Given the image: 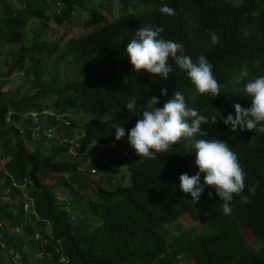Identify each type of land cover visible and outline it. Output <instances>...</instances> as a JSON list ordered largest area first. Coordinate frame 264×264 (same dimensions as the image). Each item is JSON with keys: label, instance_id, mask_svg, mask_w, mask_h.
Listing matches in <instances>:
<instances>
[{"label": "trees", "instance_id": "16d2710c", "mask_svg": "<svg viewBox=\"0 0 264 264\" xmlns=\"http://www.w3.org/2000/svg\"><path fill=\"white\" fill-rule=\"evenodd\" d=\"M116 1L0 0V56L6 55L0 66V264H177L185 252L195 264H264V134L233 131L222 121L204 126L208 138L229 144L246 173L241 195L248 202L234 194L227 216L212 186L196 204L181 191V173L198 170L183 139L155 158L129 147L128 184L111 159L125 150L105 152L127 140H115L111 121L126 133L136 123L124 107L133 96L138 105L159 96L162 107L176 89L205 115L216 107L235 116V104L248 107L243 82L234 78L242 69L249 78L264 75V0H118L121 13L112 17ZM162 4L174 14H160ZM50 23L92 30L53 40ZM142 26H162L161 36L182 43L186 54L204 55L222 93L196 92L179 69L168 79L133 71L124 48ZM16 73L32 94L21 85L4 90ZM104 117L111 121L102 123ZM78 146L86 150L72 159ZM98 158L108 180L90 177L100 171ZM248 186L255 189L250 195ZM186 213L216 233L179 235L169 244L161 229ZM242 225L262 242L260 252L250 248Z\"/></svg>", "mask_w": 264, "mask_h": 264}, {"label": "clouds", "instance_id": "9594fccd", "mask_svg": "<svg viewBox=\"0 0 264 264\" xmlns=\"http://www.w3.org/2000/svg\"><path fill=\"white\" fill-rule=\"evenodd\" d=\"M157 10L162 15L174 14V9L167 4H162ZM163 31L162 26H142L135 30L134 38L124 48L133 71L140 73L144 70L150 77L168 79L175 69H179L195 86L196 92L214 98L219 96L223 85L215 78L209 60L204 55L193 58L186 54L184 45L162 37ZM209 36L215 45L218 42L216 33L210 32ZM234 79L237 84L243 82L242 91L250 99V105L246 108H242L239 103L234 105L235 116L230 112L222 114L216 107L210 111L206 109L209 114L205 115L189 107L182 91L175 89L162 107H157L160 97L155 95H150L145 103L139 105L137 97L128 99L124 107L138 119L127 133L121 124L107 117L100 120L102 123L111 121V127L115 128V140L127 136L135 153L145 158L166 153L170 146L183 139L185 147L189 149L184 153L195 154L194 163L198 170L194 175L181 173V191L190 194L191 201L196 204L207 187H214L222 202V213L227 216L232 212L234 194L239 196L241 203L248 202V196L241 195L246 187V173L229 144L219 138H208L204 126L222 121L233 131L239 126L241 130H255L257 135L264 134V75L249 78L247 69H242ZM160 93L161 96H167V89L161 88ZM254 190V186H248L249 195ZM208 196L211 199L213 193L209 191Z\"/></svg>", "mask_w": 264, "mask_h": 264}, {"label": "rangeland", "instance_id": "374dc122", "mask_svg": "<svg viewBox=\"0 0 264 264\" xmlns=\"http://www.w3.org/2000/svg\"><path fill=\"white\" fill-rule=\"evenodd\" d=\"M120 13H121V10H120V6H119V1L117 0L115 3L114 14L112 17H116ZM90 30H92V29H87L85 27L78 26V25L73 27V29H69L67 26H58L55 23H50V28L48 30V33L50 34V36L53 40H59L60 38H64L65 34H66L67 39H68L72 36H79V35L86 33ZM5 59H6L5 54L0 56V66L5 67V65H6ZM23 78H24V76L21 73H16L12 77L10 84L8 86H6L4 90H6V91L9 89L10 90H16L21 85V80ZM20 88H21V91H25L28 94L33 93V88L29 82L23 83L20 86ZM68 116L72 117V118L77 117L80 121L89 120V116H86L83 114L82 115H73L72 114V115H68ZM43 126L45 127V123L43 124ZM45 129H47V128H45ZM73 131L75 132V134H77L80 131V129L74 128ZM2 146H3V140L0 141V151L2 149ZM102 146L107 147L106 145H102ZM108 146H110V149H109V151H105L106 156H108L109 152H111V151L125 150L122 152V154H117L114 157H112L111 159L113 160L114 163H116V165L120 166L119 169L121 168V171L117 172V177L119 178V176L124 175L125 179H124L123 183L128 184L129 175L127 174L126 168L128 166V162L132 159V156L128 150V148L131 146L129 145L127 140H121L119 143H114V144H111ZM29 147L31 148V146H29ZM98 148H100V147H98ZM85 150H86V148H82V146H78V151L71 153L72 154L71 158L72 159L81 158L80 155ZM106 159L109 160L110 157H107ZM122 159L125 160L124 165H122ZM97 163H98L97 168L100 169V175H101V173H102L101 170H102V167L104 166V161L101 158H98ZM107 173L110 175L111 170L108 171ZM90 177H93L95 180H98L99 171L97 173L95 172V173L90 174ZM52 180L53 179H51L50 181H52ZM61 196H63V194H61ZM5 200L6 199L1 198V201L5 202ZM165 230L168 231L167 232V236H168L167 239H168L169 244L172 243L174 237H177L179 235H182V236H185V235L186 236H192V235H196V234L211 235V234L216 233V228L214 226H212L210 223H208L207 221H196L188 213L184 214L177 222H171V223L166 224L164 226V228L161 229V231L163 233H165ZM241 230L245 236L246 241L249 243L250 248L255 250L254 252H260L261 247H262V242H260V240L255 238L252 231L248 227L242 225ZM20 231H21L20 228H17V232L20 233ZM172 249L173 248H170V250H172ZM17 264H20V262L17 261ZM177 264H195V262L190 257V254L185 252L182 254L180 261Z\"/></svg>", "mask_w": 264, "mask_h": 264}, {"label": "bare ground", "instance_id": "6f19581e", "mask_svg": "<svg viewBox=\"0 0 264 264\" xmlns=\"http://www.w3.org/2000/svg\"><path fill=\"white\" fill-rule=\"evenodd\" d=\"M98 171H96V173H97ZM101 179H104V180H108L109 179V177H107L103 172L101 173V175H100V171H99V177H98V180L99 181H102ZM214 188V187H213ZM214 201V200H213ZM205 229V228H204ZM162 232V231H161Z\"/></svg>", "mask_w": 264, "mask_h": 264}, {"label": "built area", "instance_id": "2783aa9c", "mask_svg": "<svg viewBox=\"0 0 264 264\" xmlns=\"http://www.w3.org/2000/svg\"><path fill=\"white\" fill-rule=\"evenodd\" d=\"M11 114V113H10Z\"/></svg>", "mask_w": 264, "mask_h": 264}]
</instances>
